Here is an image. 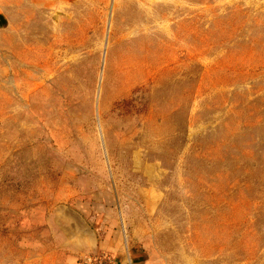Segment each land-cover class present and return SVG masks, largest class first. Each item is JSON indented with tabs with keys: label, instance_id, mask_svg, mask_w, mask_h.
Returning <instances> with one entry per match:
<instances>
[{
	"label": "rangeland",
	"instance_id": "rangeland-1",
	"mask_svg": "<svg viewBox=\"0 0 264 264\" xmlns=\"http://www.w3.org/2000/svg\"><path fill=\"white\" fill-rule=\"evenodd\" d=\"M0 16V264H72L85 207L137 263L264 264V0Z\"/></svg>",
	"mask_w": 264,
	"mask_h": 264
},
{
	"label": "crops",
	"instance_id": "crops-1",
	"mask_svg": "<svg viewBox=\"0 0 264 264\" xmlns=\"http://www.w3.org/2000/svg\"><path fill=\"white\" fill-rule=\"evenodd\" d=\"M1 16L0 18H2ZM2 20H4V18H2ZM84 211L86 213L84 214L83 212L86 220L85 225L89 233V235L86 236L88 238L87 248H84V250L77 255L66 254L70 261L73 259L72 264L74 262V264H76L79 258L98 251H103L111 255L114 264H141L136 262L137 258L133 251L134 249H131L117 231L116 222L109 220L101 211H90L88 207H85Z\"/></svg>",
	"mask_w": 264,
	"mask_h": 264
},
{
	"label": "built area",
	"instance_id": "built-area-1",
	"mask_svg": "<svg viewBox=\"0 0 264 264\" xmlns=\"http://www.w3.org/2000/svg\"><path fill=\"white\" fill-rule=\"evenodd\" d=\"M76 264H114V261L108 253L98 251L79 258Z\"/></svg>",
	"mask_w": 264,
	"mask_h": 264
}]
</instances>
